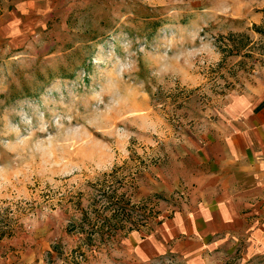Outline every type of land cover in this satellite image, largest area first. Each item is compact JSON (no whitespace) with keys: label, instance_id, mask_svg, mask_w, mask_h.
I'll return each mask as SVG.
<instances>
[{"label":"rangeland","instance_id":"rangeland-1","mask_svg":"<svg viewBox=\"0 0 264 264\" xmlns=\"http://www.w3.org/2000/svg\"><path fill=\"white\" fill-rule=\"evenodd\" d=\"M263 94L264 0H0V264H188L210 145Z\"/></svg>","mask_w":264,"mask_h":264},{"label":"crops","instance_id":"crops-1","mask_svg":"<svg viewBox=\"0 0 264 264\" xmlns=\"http://www.w3.org/2000/svg\"><path fill=\"white\" fill-rule=\"evenodd\" d=\"M235 100L232 122L210 145L213 168L193 189L176 241L188 264H264V94Z\"/></svg>","mask_w":264,"mask_h":264},{"label":"trees","instance_id":"trees-1","mask_svg":"<svg viewBox=\"0 0 264 264\" xmlns=\"http://www.w3.org/2000/svg\"><path fill=\"white\" fill-rule=\"evenodd\" d=\"M109 198H110V197H109ZM106 208H107V207H104V209H106ZM104 209H103V210H104ZM105 221H106V219L104 218L102 223H104ZM98 233H103V232H99V231H98ZM101 236H102V234H101Z\"/></svg>","mask_w":264,"mask_h":264}]
</instances>
